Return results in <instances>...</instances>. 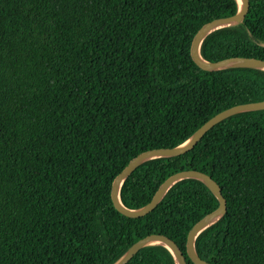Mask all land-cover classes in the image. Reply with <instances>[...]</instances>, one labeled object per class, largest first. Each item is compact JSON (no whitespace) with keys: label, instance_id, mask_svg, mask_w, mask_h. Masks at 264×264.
<instances>
[{"label":"trees","instance_id":"16d2710c","mask_svg":"<svg viewBox=\"0 0 264 264\" xmlns=\"http://www.w3.org/2000/svg\"><path fill=\"white\" fill-rule=\"evenodd\" d=\"M200 44L207 61L264 59V0ZM237 0H0V264H114L164 234L187 264L190 228L219 201L202 181L173 184L148 214L117 211L111 186L139 153L176 147L208 119L264 100V69L206 71L190 45ZM194 169L226 212L194 248L213 264H264V109L212 126L186 153L149 159L122 182L144 207L172 173ZM126 264H176L161 244Z\"/></svg>","mask_w":264,"mask_h":264},{"label":"water","instance_id":"95a60500","mask_svg":"<svg viewBox=\"0 0 264 264\" xmlns=\"http://www.w3.org/2000/svg\"><path fill=\"white\" fill-rule=\"evenodd\" d=\"M237 1L239 3V8L235 14L213 19L201 26L195 33L190 45V54L193 62L201 69L206 71H214L230 67H249L264 69V59L229 57L218 61H207L203 59L200 55V44L209 33L221 27L237 24L242 21V19H244L249 10L250 1L241 0V4L239 0ZM260 109H264V100L249 103H241L238 105L231 106L227 109L218 112L213 117L208 119L187 141H185L181 145L171 148L149 149L139 153L117 174V176L112 182L110 195L115 209L127 217L139 218L150 213L163 198L167 190L176 182L185 178H195L204 182L213 191L219 201V204L214 210L207 213L199 221H197L188 231L186 238V255L194 264H213L197 256L194 248V242L196 236L200 232H202L205 228L209 227L211 224L216 222L226 212V201L222 196L219 185L216 183V181H214V179H212L206 173L194 169H183L174 172L160 184L151 200L144 207L139 209H128L122 205L119 197V188L125 178L143 162L156 157H169L186 153L194 147V145L203 137V135L212 126H214L221 120L243 111ZM213 219L215 220L213 221ZM155 241H161V243H154ZM156 244H161L167 247L172 252L176 264H187L186 258L183 255L182 250L178 247V245L171 238L160 233H151L139 239L114 264H126L141 248Z\"/></svg>","mask_w":264,"mask_h":264},{"label":"bare ground","instance_id":"6f19581e","mask_svg":"<svg viewBox=\"0 0 264 264\" xmlns=\"http://www.w3.org/2000/svg\"><path fill=\"white\" fill-rule=\"evenodd\" d=\"M240 4H241V0H239ZM217 219V218H216ZM215 219H213L214 221ZM154 243H161V241H155ZM164 243V242H163ZM178 263V262H177ZM179 264V263H178Z\"/></svg>","mask_w":264,"mask_h":264}]
</instances>
